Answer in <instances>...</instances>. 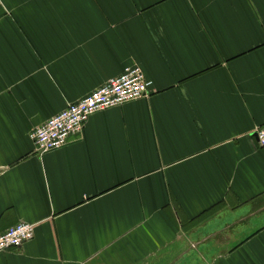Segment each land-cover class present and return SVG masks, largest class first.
<instances>
[{
  "label": "crops",
  "instance_id": "1",
  "mask_svg": "<svg viewBox=\"0 0 264 264\" xmlns=\"http://www.w3.org/2000/svg\"><path fill=\"white\" fill-rule=\"evenodd\" d=\"M128 66L150 96L36 150ZM262 126L264 0H0V264H264Z\"/></svg>",
  "mask_w": 264,
  "mask_h": 264
},
{
  "label": "built area",
  "instance_id": "2",
  "mask_svg": "<svg viewBox=\"0 0 264 264\" xmlns=\"http://www.w3.org/2000/svg\"><path fill=\"white\" fill-rule=\"evenodd\" d=\"M152 91L153 82L146 79L143 70L138 66H128L119 77L109 80L78 102L69 104L61 113L33 129L29 137L41 154L61 149L71 137L84 131L93 114L146 98ZM255 135L259 148L264 149V126L259 127ZM34 228L32 224L19 223L0 233V254L20 249L32 241L36 233Z\"/></svg>",
  "mask_w": 264,
  "mask_h": 264
}]
</instances>
